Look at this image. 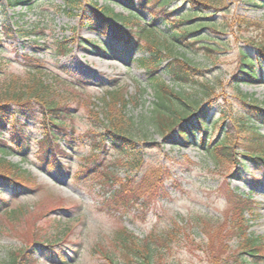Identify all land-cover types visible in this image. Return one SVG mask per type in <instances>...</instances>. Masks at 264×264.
I'll return each instance as SVG.
<instances>
[{"label": "rangeland", "instance_id": "374dc122", "mask_svg": "<svg viewBox=\"0 0 264 264\" xmlns=\"http://www.w3.org/2000/svg\"><path fill=\"white\" fill-rule=\"evenodd\" d=\"M133 1L79 0L69 9L63 0L14 7L0 0V17L7 25L0 32V98L11 80L25 84L34 68L43 70L47 84L59 76L72 85H53L72 107L69 115H58L63 129L55 128L50 136L55 150L41 148L43 130L30 118L10 119L16 129L9 125L0 134V146L9 152L6 159L28 172L37 187L20 194L0 182V264L26 245L35 247L39 264H110L104 255H114V233L124 228L142 240H158L160 264H212L219 253L235 249L230 227L240 214L250 231L264 238V165L262 169L250 159L246 139L247 130L254 129L264 137V122L254 116L256 110L264 113V62L259 82L237 81L241 52L256 55L251 42L261 36L255 26L264 28V0H219L204 9L175 0L169 17H159L152 0ZM103 7L138 19L125 21L129 29L135 23L158 28L162 62L153 75L208 115V143L229 130L235 133L232 140L242 166L226 160L217 164L201 145L203 133L188 145L145 127L144 116L156 98L152 75L137 63L147 50L116 42L112 31L90 28L89 14ZM183 14L186 20L175 19ZM191 25L197 29L187 39L172 41L174 32ZM56 39L67 40V54L58 53ZM132 40L138 42L137 37ZM107 47L116 53L104 51ZM175 58L196 66L198 85L171 81L164 66ZM117 88L125 99L116 107L105 105L106 92ZM116 115L127 122L132 118L127 125L142 160L137 165L103 136L109 117ZM242 120L248 124L237 126ZM93 140L100 149H93ZM155 180L157 188L132 207L111 198L122 191L121 184L127 183L125 192L135 183L145 186ZM4 206L20 210L19 217L4 216ZM58 239L53 248L36 243Z\"/></svg>", "mask_w": 264, "mask_h": 264}, {"label": "trees", "instance_id": "16d2710c", "mask_svg": "<svg viewBox=\"0 0 264 264\" xmlns=\"http://www.w3.org/2000/svg\"><path fill=\"white\" fill-rule=\"evenodd\" d=\"M9 6L18 5H29L34 0H7ZM66 7L74 8L79 0H63ZM133 4L134 1L131 0ZM148 0H144L147 2ZM175 0H152V8L160 9V16L169 17L172 12H169L168 7ZM194 9L212 8L219 0H183ZM143 5V4H142ZM94 9V8H93ZM135 15V13H134ZM186 15L179 16L175 19L178 21L186 20ZM137 21L133 17H124L120 14H115L110 8L103 7L100 9H94L89 14V27L98 30L102 33L112 31L114 39L123 45L129 43L137 44L139 49L147 50V55L137 59V63L147 69L151 76V83L154 85L156 98L153 102V107L149 114H146L144 125L145 127H152L158 133L170 138L174 143H185L188 145H194L197 141L199 134L204 135L202 144L206 146L209 153L215 158L217 164L223 161H231L239 166H242V160L240 156L242 154L235 153L236 144L233 142L234 132L229 130L226 135L220 140H214L208 143L205 135L207 134L208 115L204 114L199 108H196L191 104L187 97L181 93L176 92L168 84H166L161 78H157L154 74L156 69L160 66L161 59V42L157 39L158 28L150 24H139L135 23V27L130 24V29L127 28L128 23ZM121 25H118V22ZM127 21V22H125ZM127 25V26H126ZM249 27H253L251 23ZM257 30H260L259 40H252L256 55L249 56L246 52H241L240 69L237 73L238 80L246 83L260 81L259 78V66H263L264 62V28L261 25H256ZM7 25L0 17V32L6 30ZM191 29H197V26L191 25L180 29L179 32H174L172 41H177L179 38L187 39L192 33ZM137 37L138 42H133V38ZM54 41V40H53ZM132 41V42H131ZM59 54H67L70 51L68 48L69 44L67 40L56 39L53 42ZM68 44V45H67ZM95 47V43H91ZM108 47L104 51H108ZM97 50V49H96ZM110 53H116V49L113 47L109 50ZM188 60H180L175 58L166 63L164 70L170 75L171 81L175 83H185L189 85H198L193 77L198 74L196 66ZM43 78L42 69H33L30 72L29 78L25 84H16V80H11L7 86L6 96L0 98V134L8 131L9 125L14 128V125L10 119L18 117L30 118L36 121L40 128L43 130L45 139L41 142V148L45 145L46 147L55 150V144H52L51 135L53 136L55 128L63 129V122L61 119L58 120V115L62 113L72 111V107H69L66 96H63L60 92L57 93L56 87L58 83L62 82L65 85H70L66 80L55 77L53 82L47 84ZM54 85V86H53ZM207 93V92H206ZM125 99V94L120 88L115 90H108L105 97L102 98L105 105L116 107L117 103H122ZM245 101V100H244ZM246 102V101H245ZM124 104V103H123ZM126 105V104H125ZM254 116L263 120L264 113L261 110H256ZM15 120V119H13ZM15 121V122H16ZM128 119V122H131ZM19 122V121H18ZM125 118H120L119 115L109 117L108 129L104 132L103 136L108 137L111 140L112 147L119 151L122 155L132 160L136 165L141 163L140 154L137 149L136 141L134 140L133 134ZM237 126H244L248 122H237ZM142 125V124H141ZM24 124L18 128L21 130ZM11 127V129H13ZM16 129V128H14ZM244 129V128H243ZM248 129V128H247ZM242 130V128H241ZM247 153L250 154V159L254 161L258 166L263 169L264 165V137L254 130H247ZM11 132V131H10ZM53 132V133H52ZM14 133V132H13ZM16 133V131H15ZM99 143L104 141V137L99 135ZM15 137V134L14 136ZM54 137V136H53ZM26 137H23V143L28 146ZM28 139V138H27ZM235 144V145H234ZM93 149H100V144L96 143L95 140L91 142ZM259 146V148H257ZM50 149V150H51ZM8 150L5 147L0 146V182L6 181L13 190L18 193L26 192V189L32 187L35 181L31 179V175L23 170L16 164H12L6 159ZM238 153V152H237ZM246 153V154H247ZM240 155V156H239ZM245 155V154H244ZM140 166V165H138ZM158 180L151 182L150 184L140 185V183L133 184L134 186L128 187L125 192L123 187L127 184H121L119 191H114L111 194V198H121L126 207H132L134 204L139 202L147 193H152V190L157 188ZM149 185V186H148ZM152 185V186H151ZM130 196V197H129ZM3 207V204H1ZM8 206H4L3 214L6 217L17 218L19 217L18 209H10ZM242 215H238L233 225L230 227V231L233 232V237L236 239L235 249H228L219 253V257L212 264H251L259 263L264 260V238L250 231V226L247 222L242 219ZM61 237V236H60ZM163 243H167L166 239L160 240ZM61 240H46L36 242L39 245L47 248H53L60 244ZM35 244V243H34ZM113 256L104 255L110 264H160L161 249L158 244V240H142L135 234L130 232L128 229H119L114 233L113 237ZM36 245V244H35ZM27 245L20 250H13L11 254L5 258L4 264H39V259L34 254V249H27ZM36 250V249H35ZM107 263V262H106ZM108 264V263H107Z\"/></svg>", "mask_w": 264, "mask_h": 264}]
</instances>
